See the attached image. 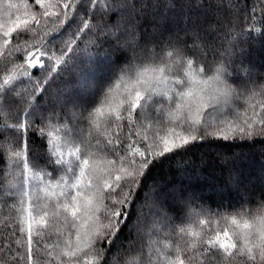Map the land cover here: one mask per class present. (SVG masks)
<instances>
[{"label": "snow or ice", "instance_id": "1", "mask_svg": "<svg viewBox=\"0 0 264 264\" xmlns=\"http://www.w3.org/2000/svg\"><path fill=\"white\" fill-rule=\"evenodd\" d=\"M197 5L207 19L211 6ZM94 9L104 13L103 23L94 22ZM116 9L132 13L124 40L105 19ZM258 9L264 13V0L243 17L233 13L231 26L254 21ZM137 11L134 0H89L83 14L79 0H34L31 6L30 0H0V58L13 65L0 77V105L7 107H0V202L19 214L15 223L4 222L7 233L0 231V264H110L114 250L129 257L124 264H137L135 246L126 248L123 240L133 231L140 236L146 215L162 226L161 238L153 256L139 264H264V192L255 207L233 211L193 207L194 194L181 196L177 203L187 208L181 224L156 200L138 205L164 158L208 139L264 137V83L253 80L250 69L235 82L232 57L244 50L232 40L212 61L214 68L208 56L218 50L199 31L161 39L153 49L140 47ZM77 18L68 38L58 40ZM219 23L209 20V27ZM82 35L90 36L84 50L89 56L95 48L111 62V79L97 89L101 102L85 107L64 89L45 115L41 101L52 95L50 82L61 79ZM237 35L251 33L241 29ZM20 78L26 86L17 83ZM114 91L118 103L110 100ZM68 105L82 109L91 139L75 129L62 138L67 125L50 126ZM8 166L17 170L18 184L8 181Z\"/></svg>", "mask_w": 264, "mask_h": 264}, {"label": "trees", "instance_id": "2", "mask_svg": "<svg viewBox=\"0 0 264 264\" xmlns=\"http://www.w3.org/2000/svg\"><path fill=\"white\" fill-rule=\"evenodd\" d=\"M79 2L83 14L89 6V0H79ZM134 2L138 9L135 16L138 21L137 41L140 47L146 45L149 49H153L161 39L167 40L176 34L183 38L186 32L191 35L190 28L198 31L203 26H209V20H219V24L212 25L211 32L202 33L206 43L218 50L215 57L211 54L208 56L210 67L217 66L212 61L219 59L220 52L228 48V41L232 40V43L244 50L239 56L232 57L237 66L234 74L235 82L241 83L248 75L244 69H250L251 78L257 83H264V13L258 9L254 21L231 26L232 14L239 13L243 17L250 12L257 0H200L201 3L212 8L207 19L204 15L206 9L199 8L197 0H134ZM32 3L34 0H30V6ZM219 3H222L224 7H218ZM141 6H143L142 12L139 10ZM94 11L97 17L94 22L103 23L104 21H101L99 17L104 13L95 9ZM131 16L132 13L127 9H116L114 12L107 13L105 19L113 30L120 29L117 35L124 40L127 35L124 32V26L132 22ZM78 23V18L69 22L65 30L57 34L58 40L67 39L69 32L73 31ZM174 25H183L184 28H171ZM192 25L194 26L191 27ZM52 26L50 23L48 28ZM241 29L250 32L251 35L238 37L237 34ZM153 30H157L155 36L151 35ZM205 33H207L206 36ZM23 35L27 36V34ZM89 39V35H82L78 41L77 53L63 69L61 79L50 82L49 91L52 95H46L41 101L42 109H48L45 115L51 112L50 106L53 104L54 95L64 89L67 91L62 92L63 95L78 99L79 103L85 107H92L94 103L95 106H99L101 100L97 97L99 94L97 89L105 86L111 79V62L108 58L96 54L97 49L95 48L91 49L93 56H89L84 51L88 47ZM20 62L16 60V63ZM12 67L11 63L0 58V77ZM17 83L24 87L27 82L25 78H20ZM113 88L115 89V81H113ZM0 107L7 112L6 106L0 105ZM81 110L80 107L73 108L72 105H68L60 113V118H53L50 121V126L55 128L66 124L67 128L60 133L63 138L66 131L75 129L77 132L83 131L84 135L91 139L89 133L94 135V132H92L90 122L81 120L79 116ZM57 111H59L58 107ZM70 111L74 112L73 116L69 115ZM25 114L21 112L22 117ZM92 142L94 143V140ZM6 171L8 181L18 184L17 170L8 166ZM174 188L175 191H172ZM260 192H264V137H255L253 141L237 140L235 142L208 139L195 143L187 151H181L179 154L172 155L171 158H164L161 163L157 164L151 171L138 205H147L156 200L169 216L175 218L177 224H181L185 221L187 214V208L177 203L181 196L186 198L194 194L197 202L193 204V207L203 205L212 211H223L227 207L228 211H233L242 206L255 207L260 199ZM242 193L245 195L253 193V195L248 198L243 197ZM3 200L4 197L0 196V201ZM144 212L148 213L147 206L144 207ZM18 216L19 214L14 209L0 202V231L7 233L4 222L15 223ZM151 220L156 222L155 217L146 215L140 236L138 237L133 231L127 240H123L126 248L135 246L134 255L137 258V264L140 259L146 260L153 256L155 242L161 238L162 226L160 224L157 230L147 233L148 222ZM170 242L174 247L176 238L172 237ZM159 246L163 247L162 244ZM128 258L123 253L114 250L110 255V264H124ZM41 259H46V257L41 256Z\"/></svg>", "mask_w": 264, "mask_h": 264}, {"label": "rangeland", "instance_id": "3", "mask_svg": "<svg viewBox=\"0 0 264 264\" xmlns=\"http://www.w3.org/2000/svg\"><path fill=\"white\" fill-rule=\"evenodd\" d=\"M16 2H19V0H16ZM171 26H173V25H171ZM194 25H192L191 27H193ZM159 28H161V26L159 27ZM171 28H173V29H180V28H184L183 27V25H177V26H175L174 25V27H171ZM213 30V28H212V26L211 27H209V26H203V27H201L200 28V30H198L201 34L202 33H204V32H211ZM192 31H194V29H189V32H191L192 33ZM195 31H197V30H195ZM157 32V30H153V32H151V35L152 36H155V34H157L156 33ZM136 42H137V44H139V42L136 40ZM121 99V96L119 95V93L117 92V91H114L113 93H112V96H111V98H110V100H111V102H113V103H118L119 102V100ZM76 100H78V99H76ZM70 116H73L74 115V112L72 113L71 111H70V114H69ZM62 137V136H61ZM63 138V137H62ZM197 176H199V175H197ZM172 191H175V188L174 189H172ZM243 194V193H242ZM177 195V194H176ZM246 195L245 194H243V197H245ZM143 224H144V222H143ZM142 224V225H143ZM148 226H149V230L147 231V233L149 234L151 231H153V230H157V228H158V223H156V222H154V221H150V222H148ZM141 232H142V230H141ZM147 246H148V244H147Z\"/></svg>", "mask_w": 264, "mask_h": 264}]
</instances>
